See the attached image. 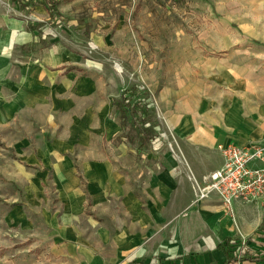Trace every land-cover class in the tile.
<instances>
[{"label":"crops","instance_id":"1","mask_svg":"<svg viewBox=\"0 0 264 264\" xmlns=\"http://www.w3.org/2000/svg\"><path fill=\"white\" fill-rule=\"evenodd\" d=\"M14 1L0 0V93H23L21 106L39 114L48 106L43 93H80L86 101L93 93H108L105 107L114 104L119 111L110 93L142 84L178 135L186 158L178 167L167 149L149 153L152 169L137 164L135 186L124 179L116 192L133 221L114 225L113 234L104 226L96 240L80 227L84 219L67 218L69 227L49 240L51 264H226L218 244L241 233L254 253L263 254L258 264H264V204L236 200L234 214L229 213L215 193L196 200L191 179L193 174L202 181L221 167L222 146L264 144V0H186L199 3L183 11L197 42L193 55L177 62L144 52L143 41L127 23L126 0H58L53 16L44 4L36 5L39 14L64 19V36L43 41L36 24L10 8ZM86 3L93 7L91 25L81 12ZM177 29L173 38L187 34L186 28ZM88 40L98 45L101 56L86 57ZM112 59L136 75L123 87ZM119 127L124 131L125 122ZM140 134L141 149L150 141L144 143ZM11 216L22 228L32 225L20 206ZM45 220L59 225L56 219ZM94 221L85 220L86 225Z\"/></svg>","mask_w":264,"mask_h":264},{"label":"rangeland","instance_id":"2","mask_svg":"<svg viewBox=\"0 0 264 264\" xmlns=\"http://www.w3.org/2000/svg\"><path fill=\"white\" fill-rule=\"evenodd\" d=\"M185 1H125L127 23L143 41L144 52L169 56L173 62L193 55L197 38L194 25L189 18L185 20L183 11H193L199 3L186 4ZM10 5L20 15L18 3ZM30 11L40 19L27 22L36 24L40 41L64 34V19L53 20L39 14L35 7ZM92 11L90 3L81 10L87 25H91L88 19H92ZM46 23L57 26L55 35L42 36L41 26ZM179 27L186 28L187 34L173 38ZM86 43V57L101 56L95 42L96 48L91 47L90 40ZM112 63L123 80L122 87L127 80L130 82L136 77L125 66L120 73L114 66V59ZM138 85L141 95L150 98L146 88ZM43 94L48 106L46 112H41L42 109L39 114L30 106H21L26 100V96L22 98L23 93H0V264L1 261L10 263V260L11 264H51L49 240L56 230L69 227L65 224L67 218H78L79 222L84 219L80 227L94 233L96 240L100 239L98 235L104 226L113 234L118 230L114 225L133 221L122 208L116 193L120 183L126 179L127 184L134 187L137 164H148L145 168L150 170L149 153L166 150L165 147L164 150L155 149L151 142L156 133L153 126L158 122L153 106L147 105V115L135 124L130 113L122 116L114 104L107 110L104 103L109 100L108 93H93L94 98L87 101L80 93ZM110 96L112 100L119 99L121 93H110ZM146 101L150 103V100ZM88 103L94 105L87 110ZM105 113L108 121L103 120ZM121 120L126 124L124 131L119 127ZM146 122L149 124L145 125ZM142 127L151 138L140 149ZM16 206L31 219V227H20L16 223L17 216L10 218V212ZM49 218L56 219L59 225H50L45 220ZM87 218H94L95 224L87 222L89 225H86ZM135 250V247L131 248L128 255H133ZM14 251L13 257L8 255Z\"/></svg>","mask_w":264,"mask_h":264},{"label":"built area","instance_id":"3","mask_svg":"<svg viewBox=\"0 0 264 264\" xmlns=\"http://www.w3.org/2000/svg\"><path fill=\"white\" fill-rule=\"evenodd\" d=\"M19 13L26 22L40 21L34 13L21 11ZM56 27L52 23L44 24L41 26L42 36L55 35L57 33ZM90 45L92 48L97 47L92 40H90ZM114 66L117 67L118 71L123 72L124 65L119 60L114 59ZM137 90L140 92L139 85H137ZM139 97L144 100L146 108H148L147 105L155 107L158 122L153 126L156 130L155 136L151 139L153 147L157 150L165 147L178 163V167L180 163H186L178 135L168 123H165L158 106L153 104L149 97L144 98L141 93L136 99ZM146 100H150L151 103L147 104ZM146 115L147 112L143 116ZM148 124L149 122L145 123V125ZM221 151L224 159L221 167L203 175L202 181L192 174L195 199H203L215 193L220 197L223 208L232 214H234L233 204L236 200L264 204V144L252 143L241 146L230 144L222 146ZM233 239L239 241L235 247L236 263L243 264V252L246 250L254 252V250L249 244L248 237L243 233L240 234L239 238ZM152 262L156 263V258H152Z\"/></svg>","mask_w":264,"mask_h":264},{"label":"trees","instance_id":"4","mask_svg":"<svg viewBox=\"0 0 264 264\" xmlns=\"http://www.w3.org/2000/svg\"><path fill=\"white\" fill-rule=\"evenodd\" d=\"M21 11L25 13H31L30 9L35 7L37 4H44L47 10L51 15L58 13V0H16ZM140 95V92L137 90L136 85L126 87L122 90L121 98L116 99V107L121 112L122 116H125L126 113H130L135 124L138 123V120L146 114L148 108L145 106L144 100L137 96ZM142 124V123H141ZM141 133H143L144 143L150 141L149 133L143 127L141 128ZM264 227V221L262 222V228ZM239 241L233 239L232 237H227L224 242H220L218 246L224 250L227 256L226 264H237L235 247ZM262 253H254L250 250H246L242 254L243 264H258V261L263 257Z\"/></svg>","mask_w":264,"mask_h":264}]
</instances>
